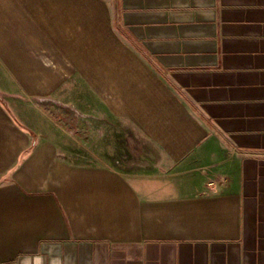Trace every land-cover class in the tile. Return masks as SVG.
<instances>
[{"label": "crops", "instance_id": "obj_1", "mask_svg": "<svg viewBox=\"0 0 264 264\" xmlns=\"http://www.w3.org/2000/svg\"><path fill=\"white\" fill-rule=\"evenodd\" d=\"M61 106L167 170L70 161ZM0 264H264V0H0Z\"/></svg>", "mask_w": 264, "mask_h": 264}, {"label": "rangeland", "instance_id": "obj_2", "mask_svg": "<svg viewBox=\"0 0 264 264\" xmlns=\"http://www.w3.org/2000/svg\"><path fill=\"white\" fill-rule=\"evenodd\" d=\"M55 126L61 132L63 155L90 165H114L129 173L161 172L167 166L161 152L132 126L110 118L81 117L73 106H61ZM90 109L89 105L84 107Z\"/></svg>", "mask_w": 264, "mask_h": 264}]
</instances>
